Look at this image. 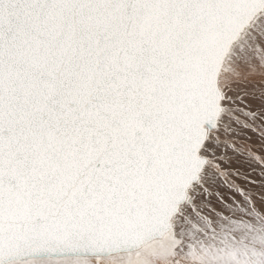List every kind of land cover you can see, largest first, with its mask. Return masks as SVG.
<instances>
[{
  "label": "snow or ice",
  "instance_id": "6c2138e0",
  "mask_svg": "<svg viewBox=\"0 0 264 264\" xmlns=\"http://www.w3.org/2000/svg\"><path fill=\"white\" fill-rule=\"evenodd\" d=\"M0 264H264V0H0Z\"/></svg>",
  "mask_w": 264,
  "mask_h": 264
}]
</instances>
